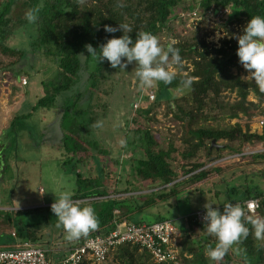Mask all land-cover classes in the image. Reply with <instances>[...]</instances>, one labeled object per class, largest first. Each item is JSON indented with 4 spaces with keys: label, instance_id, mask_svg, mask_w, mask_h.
Segmentation results:
<instances>
[{
    "label": "trees",
    "instance_id": "obj_1",
    "mask_svg": "<svg viewBox=\"0 0 264 264\" xmlns=\"http://www.w3.org/2000/svg\"><path fill=\"white\" fill-rule=\"evenodd\" d=\"M42 1L44 2L40 7L38 4L41 0L0 1V69L15 72L17 66L27 60L24 50L10 47L7 42V36L13 25L11 13L20 3L25 8L39 9V19L36 22L38 34L33 45H36V51L40 54L57 58L61 72V79L53 86L51 93L48 92L40 97L29 112L15 116L10 123L13 129L23 127L24 123L19 126L18 122L21 119L30 118L39 108H53L58 97L63 93L69 96L70 93L78 90L77 98L72 104L64 106L65 120L72 116L71 113L75 114V118H79L87 113L91 106H94L96 90L101 89L105 78L103 70L110 68L111 65L107 60L99 62L98 59L91 57L85 45L91 44L99 54L100 46L107 43L108 39L124 35L122 31L106 32L105 25L118 27L119 24H128L132 29L128 34L132 37L133 43H135L137 32H150L159 38L165 48L169 44L178 48L181 57V64H172L178 69L173 82L169 85L161 82L150 89L155 92L154 101L149 102L146 95L148 90L140 88L139 98L134 102L140 101V108L129 120L132 126L126 132L125 138L133 151L135 174L126 173L129 178L125 188L119 187L118 172L110 169L108 171L104 167L106 174H101L97 166L92 165V161H95L96 157L101 156L102 153L100 154L98 150L91 151L87 146L88 139L84 142L78 140L70 142L69 135L66 134L63 137L65 138L64 148L69 154L63 166L66 167V163H69L73 168L78 165L88 168V172L78 174L76 179L78 186L72 199L78 201L81 207L91 206L95 210L100 227L90 235L108 233L122 221L142 223L143 219L136 220L133 214L135 212L142 214L145 210L156 207L159 201L168 200L170 196L168 188L174 189L177 185L178 182H173L179 179V173L175 168L179 160L174 153H179V147L174 139L168 140L167 146H164L155 137L150 123L157 121L156 111L165 95L170 94L172 89L181 88L182 80L193 79L188 93L165 101V114L171 115V120L175 122H182L185 131L180 138L183 144L180 159L183 161L181 164L183 173L188 177L180 182L196 184L211 177V174L219 172V167L204 168L207 165L203 161L204 156L217 155L220 158V152L224 150L223 147L219 149L212 147L214 139L225 140L226 149L239 154L243 152L246 144L264 143V131L261 133L252 131L251 126L256 117L264 115V92L258 88L255 81L242 80L241 77L246 74L242 75L234 71V68H243L237 55L238 40L234 37L243 34L244 27L253 16L264 17V0H84L83 3H79L78 0ZM120 4L124 7H119ZM212 7L230 10L220 22L212 25V32L224 30L231 37L223 39L220 48L206 41L210 23L205 14ZM194 9H199V13L203 16V20L196 27L188 25L187 17L188 13ZM183 13L184 17L181 15ZM21 22L23 23V20ZM82 52L87 57L78 56ZM92 60H95L97 64L96 69L90 70L89 65ZM187 63H190L192 67H189ZM243 71L248 75L245 69ZM225 92L235 94V98L227 100ZM251 95L254 99H250ZM98 107L101 112L97 116H106L108 103L100 102ZM219 117L228 118L230 121L245 118V123L239 120L224 127L208 125L211 118ZM75 134L81 133L75 132ZM101 152H104L103 149ZM110 153L107 151L106 154L110 155ZM242 156L264 158V153ZM2 160L0 157L1 178L9 167V159ZM120 166L122 172H125L126 163L120 162ZM131 176H134L133 179H130ZM144 190H151V192L143 194ZM134 192H141L138 196L142 195L144 200L138 201L133 195L122 197L123 194ZM263 195L264 191L258 186L245 187L238 198L212 206L215 209L219 208L222 213L225 204H241L250 198ZM117 210L120 213H116ZM24 212L26 210H16L11 214L10 211L0 209V231L16 227L19 241L43 239V234H37L41 230L38 223L24 224L21 228L25 231H21L16 226L14 216L22 215ZM261 217H264V211ZM166 219L168 218L158 216L153 221ZM41 221L44 224L46 218H42ZM246 226L250 229V234L247 239L238 243L239 257L230 249L219 264H264V241L256 240L251 225ZM181 230L183 239L179 243V264H217L206 255L209 247L216 246L217 240L207 233L205 223L193 221V218L189 216L188 222ZM72 246L58 247L60 261L76 247ZM104 263L159 264L146 250L133 244L119 246L110 254L107 261L101 264Z\"/></svg>",
    "mask_w": 264,
    "mask_h": 264
},
{
    "label": "rangeland",
    "instance_id": "obj_2",
    "mask_svg": "<svg viewBox=\"0 0 264 264\" xmlns=\"http://www.w3.org/2000/svg\"><path fill=\"white\" fill-rule=\"evenodd\" d=\"M43 2L41 0L38 7L42 6ZM29 9L34 8L22 7L20 3L14 7L11 13L13 25L7 36L9 46L24 50L27 60L17 66L15 72L0 69V157H2V161H5V158L9 159L7 172L3 174L2 178L0 175V209L10 211L11 214L16 210H26L22 215L14 216L17 222L16 226L21 231H25L24 228H21L24 224L38 223L41 232L37 234L43 233L42 240L50 239L51 241V236H56L55 239H57V235L63 232L61 236L65 239L66 235L62 226L57 227L58 220L51 211V205L56 199H59L62 192L69 191L73 195L78 186L76 180L78 174L88 172V168H83L81 165L73 168L72 164L66 163V167L63 166V162L69 158L63 145L65 140L63 137L66 134L69 135L70 142L74 140L84 142L88 139L87 146L90 150H98L100 154L102 153L101 156L96 157L95 161H92V165L97 166L101 174H106L104 167L107 170L118 172L119 187L125 188L129 178L126 173L135 174L133 172V151L125 135L132 126L131 123L129 124V120L140 108L139 105V108L135 110L133 103L138 100L141 87L135 76L137 66L135 62L129 64L125 69L110 66L103 70L105 78L102 81L101 89L96 90L95 101L93 100L96 105L91 106L87 113L79 118H75V114L71 113L72 116L69 119H64V106L72 104L77 98L78 90H76L69 96L67 93L60 95L53 108H39L30 118L21 119L18 122L19 126L23 123L24 126L13 129L10 123L15 116L29 112L37 100L48 92L51 93L53 86L61 79L57 58L40 54L39 51H36V45H33L38 32L36 23H29L25 19V13ZM96 64L97 62L92 60L89 69H96ZM242 69L244 70V68ZM242 69L234 68V71L247 76V73ZM20 77H27L29 83L26 86H21ZM188 91L189 88L183 87L172 89L170 94L165 95L162 104L157 108V121L150 123L155 137L164 146H167L168 140L174 139L179 147V153H174V156L179 160L175 167L179 173V179L173 182L178 183L174 189L168 188L170 193L168 200L159 201L156 207L145 210L143 214L135 212L133 215L136 220L143 219L152 222L158 216H164L173 220L182 229L185 226L186 216L208 202L218 204L236 199L242 194L245 187L258 186L260 190L264 191V158L240 156L239 153L226 149L224 146L226 141L223 139L217 141L224 149L220 152V158L217 155L203 157V161L207 163L204 168L219 167V172L211 174V177L196 184L180 182L188 177L183 173L181 168L183 161L180 159V152L183 150L180 138L185 131L182 122H175L171 120V115L165 114V101L181 97ZM225 98L233 100L235 94L225 92ZM250 99H254L253 95L250 96ZM103 101L108 103L106 116H97L101 112L98 103ZM256 118L252 122V130L255 132H259V129L264 131V128L255 126ZM239 120L245 123V118ZM239 120L211 118L208 125L224 127ZM94 125L95 127H93ZM75 132L81 134L76 135ZM102 149L104 152H101ZM107 151L111 152L110 155L106 154ZM246 152L264 153V143L246 144L243 147V152L240 153ZM97 161L100 162L98 165H96ZM120 162L126 163L125 172H122ZM133 177L131 176L130 179ZM133 184H135L134 181ZM40 191H43L44 194L41 195ZM150 192L151 190L142 191L143 194ZM139 194L141 192L128 193L123 194L122 197L133 195L138 201L144 200L142 195L138 196ZM35 208H39V210H34ZM42 218H46L44 224L41 223ZM56 220L57 222H54ZM9 231L10 234L15 232V236L12 237L18 239L17 243H19L18 235H16L17 228L13 227ZM55 239L52 240L54 243ZM56 248H54L55 252L58 250V247ZM232 251L239 257L238 244L233 246ZM55 252L52 257L53 264H60L58 259L60 252Z\"/></svg>",
    "mask_w": 264,
    "mask_h": 264
},
{
    "label": "clouds",
    "instance_id": "obj_3",
    "mask_svg": "<svg viewBox=\"0 0 264 264\" xmlns=\"http://www.w3.org/2000/svg\"><path fill=\"white\" fill-rule=\"evenodd\" d=\"M78 2L83 3L84 0ZM118 6L124 7L123 4ZM38 12V8L29 9L25 13V19L29 23H36L39 19ZM105 31H122L124 35L108 39L107 43L100 46L99 54L91 44L85 45L91 57L99 62L107 60L112 68L125 69L135 62V76L141 88L151 89L161 82L169 85L176 78L172 64H181V57L179 49L172 44L165 48L157 36L145 31L137 32L133 43L128 34L132 29L126 23L119 24L118 27L105 25ZM217 36L222 38L219 34ZM234 38L238 40L239 63L249 73L241 79L255 81L258 88L264 92V17L253 16L244 27L243 34ZM78 56L87 57L83 52ZM192 83L193 79L188 78L181 81V86L190 88ZM40 194L43 195L44 192L40 191ZM213 204L208 202L204 205L206 214L203 216L207 233L217 240L216 246L209 247L206 253L211 260L219 264L234 245L247 239L250 229L246 225H251L256 240L264 241V217L249 214L238 203L225 204L222 213L219 208L214 209ZM51 211L57 217V227H63L65 239L69 242L86 238L100 227L95 210L91 206L81 207L78 201L72 199V193L69 191L60 194L59 199L51 205Z\"/></svg>",
    "mask_w": 264,
    "mask_h": 264
},
{
    "label": "built area",
    "instance_id": "obj_4",
    "mask_svg": "<svg viewBox=\"0 0 264 264\" xmlns=\"http://www.w3.org/2000/svg\"><path fill=\"white\" fill-rule=\"evenodd\" d=\"M228 8H215L205 14L209 20L208 33L206 41L216 48L222 46V40L231 37L224 30L212 32V25L220 22L222 18L229 13ZM184 17V13L181 14ZM189 26H198L203 20L199 9H194L188 13ZM217 34H219L218 38ZM192 67L190 63H187ZM172 70L177 73L178 69L172 65ZM187 73V72H184ZM249 75V73H248ZM29 83L27 77H20V85L26 86ZM148 101L155 99L153 90L146 91ZM140 102V101H139ZM134 103L137 110L140 103ZM256 127L264 128V115L256 118ZM255 152H246L238 155H245ZM249 214L261 216L264 211V195L261 197L250 198L240 204ZM215 209V208H214ZM116 213H120L119 210ZM206 214L205 208H199L186 216L188 222L189 216L193 221L205 223L203 216ZM15 236V232L12 233ZM183 239L182 230L173 220L166 219L155 222H132L122 221L117 227L108 233H97L86 237L81 244L74 247L61 261V264H101L106 262L110 254L121 245H138L146 250L153 260L159 264H179L180 245ZM41 246L34 245L30 240L21 241L13 248H0V264H53L49 252Z\"/></svg>",
    "mask_w": 264,
    "mask_h": 264
},
{
    "label": "crops",
    "instance_id": "obj_5",
    "mask_svg": "<svg viewBox=\"0 0 264 264\" xmlns=\"http://www.w3.org/2000/svg\"><path fill=\"white\" fill-rule=\"evenodd\" d=\"M235 120H237V119H235ZM251 126H252V124H251ZM253 131V130H252ZM263 130H261L260 131V129H259V132H262ZM153 208V207H152ZM145 212V211H144ZM143 212V213H144ZM142 213V214H143ZM186 219V218H185ZM171 220V219H170ZM54 222H56V221H54ZM143 222H148V221H145V220H143ZM186 220H184V224L186 225ZM180 228V227H179ZM40 232H41V230H40ZM43 232V231H42ZM41 234H43V233H41ZM47 234H48V232H47ZM13 235L11 234V236H10V231L9 230H2V231H0V248H13V247H15V246H17L18 244H20L21 242L19 241V243H17L18 242V239H13V237H12ZM57 237H60V234L59 235H57ZM56 238V236H51V241H50V239H45V241H43L42 239L41 240H36V241H31L34 245H37V246H41V247H43V248H45V249H47V250H51V249H53L52 250V253L51 252H49L50 253V255H51V257H53V254H54V252H55V250H54V248L55 249H57L56 247H60V246H62V245H73V246H78V243H81V241H83V238H81L80 240H78V241H75V242H69V241H67L66 239H65V241H62L63 240V238L62 237H60L59 239H55ZM56 240V242H58V243H54L52 240ZM85 239V238H84ZM41 241H43V242H41ZM49 242V243H48ZM61 242H63L64 244H62ZM72 246V247H73ZM56 252H59V250H57ZM55 252V253H56ZM114 252V251H113ZM112 252V253H113ZM60 264H61V261H60Z\"/></svg>",
    "mask_w": 264,
    "mask_h": 264
},
{
    "label": "water",
    "instance_id": "obj_6",
    "mask_svg": "<svg viewBox=\"0 0 264 264\" xmlns=\"http://www.w3.org/2000/svg\"><path fill=\"white\" fill-rule=\"evenodd\" d=\"M212 147H216L217 149H219L220 147H223L222 145L218 144L216 139L213 140V145Z\"/></svg>",
    "mask_w": 264,
    "mask_h": 264
}]
</instances>
